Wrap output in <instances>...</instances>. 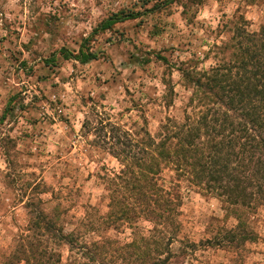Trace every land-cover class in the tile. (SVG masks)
<instances>
[{"label":"rangeland","instance_id":"374dc122","mask_svg":"<svg viewBox=\"0 0 264 264\" xmlns=\"http://www.w3.org/2000/svg\"><path fill=\"white\" fill-rule=\"evenodd\" d=\"M128 13L138 14L94 33L103 20ZM262 24L264 0H0V264L30 261L21 237L31 236L30 211L38 206L57 211V225L82 234L79 245L91 254L98 248L104 262L97 264L130 261L135 250L126 244L150 237L154 223L145 217L131 222L119 212L136 205L137 189L105 179L123 166L102 147L92 111L131 132L143 136L142 128L157 136L167 116L184 121L195 110L182 71L229 62L232 37ZM81 50L96 58L80 62L75 55ZM87 116L91 125L84 128ZM162 175L164 186L172 171ZM181 185L173 253L246 219L257 238L246 244L244 263L264 261L263 207L230 206L186 181ZM170 229L162 222L155 233L163 248ZM41 233L32 232L26 243L48 246L54 253L49 264L92 263L80 248ZM228 257L200 246L182 264H222Z\"/></svg>","mask_w":264,"mask_h":264},{"label":"trees","instance_id":"16d2710c","mask_svg":"<svg viewBox=\"0 0 264 264\" xmlns=\"http://www.w3.org/2000/svg\"><path fill=\"white\" fill-rule=\"evenodd\" d=\"M137 14L109 17L95 28L94 33L117 21L135 18ZM231 44L233 59L229 62L217 63L205 72L182 71L185 83L192 88L190 101H196L195 110L193 114H187L184 121L167 116L157 136L141 128L142 136L117 123L105 121L101 117L102 111L96 108L91 113L101 124L102 147L123 166L112 176L105 174V179L118 188L137 189L136 205L119 211L123 219L132 222L145 217L154 223L149 230L154 234L148 238L141 235L126 244L135 250L127 264H182L200 246L229 254L228 261L222 264H245L243 251L246 244L257 238L246 219L222 227L210 239L187 243L176 253L171 251L177 236V230L172 229L178 215L177 189H181L182 181L222 198L230 206L264 208V24L254 33L241 29L232 37ZM63 50L66 56H72L68 49ZM75 57L80 62H87L96 55L81 50ZM90 125L91 117L87 116L83 126ZM108 126L110 129L106 130ZM165 169L172 171V175L162 186L160 180L165 181L162 175ZM160 189H164L165 197H157ZM31 212L34 219L27 228L31 236L32 232H42L57 245L66 244L71 250L80 248L89 254L91 264H97L98 260L104 262L98 248L93 246L94 254H91V248L85 243L79 245L82 234L66 232L63 225H57V211L46 212L38 206ZM162 222L171 227L170 242L165 248L155 235ZM31 236L21 237L20 248H24L30 259L27 264L32 261V264H49L54 253L48 246L39 249L32 242L26 243V238ZM143 247L145 252L140 251ZM45 256L47 261L43 260ZM125 260L123 257V263ZM4 264L15 263L9 260ZM255 264H264V261Z\"/></svg>","mask_w":264,"mask_h":264}]
</instances>
